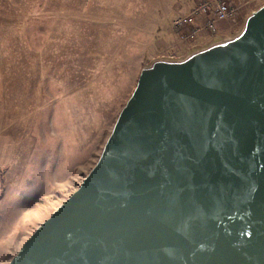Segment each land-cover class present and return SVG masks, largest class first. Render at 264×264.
<instances>
[{
	"label": "water",
	"instance_id": "1",
	"mask_svg": "<svg viewBox=\"0 0 264 264\" xmlns=\"http://www.w3.org/2000/svg\"><path fill=\"white\" fill-rule=\"evenodd\" d=\"M263 24L264 6L143 74L96 164L8 264H264V58L244 65Z\"/></svg>",
	"mask_w": 264,
	"mask_h": 264
},
{
	"label": "rangeland",
	"instance_id": "2",
	"mask_svg": "<svg viewBox=\"0 0 264 264\" xmlns=\"http://www.w3.org/2000/svg\"><path fill=\"white\" fill-rule=\"evenodd\" d=\"M198 1L0 0V264L78 189L143 74L235 37L264 6L218 0L233 12L216 31L231 35L181 41L174 22ZM263 43L264 24L244 65Z\"/></svg>",
	"mask_w": 264,
	"mask_h": 264
},
{
	"label": "built area",
	"instance_id": "3",
	"mask_svg": "<svg viewBox=\"0 0 264 264\" xmlns=\"http://www.w3.org/2000/svg\"><path fill=\"white\" fill-rule=\"evenodd\" d=\"M212 3L215 4V9H213L211 17H209V5ZM229 7L218 0H210L209 2L198 1L190 15L181 16L174 22L175 32L181 41L193 39L199 30L198 19L203 17L201 20L203 29L210 35H214L216 34L217 20H226L231 16L233 11L228 9Z\"/></svg>",
	"mask_w": 264,
	"mask_h": 264
},
{
	"label": "crops",
	"instance_id": "4",
	"mask_svg": "<svg viewBox=\"0 0 264 264\" xmlns=\"http://www.w3.org/2000/svg\"><path fill=\"white\" fill-rule=\"evenodd\" d=\"M228 4L231 5L230 7L233 6L235 10L236 9L238 10L237 6L241 7V5H243V4L239 5V1L238 0H228ZM231 19H233V18H231ZM238 22H240V21H238ZM197 25H198L199 30L197 32V37H196L195 42L196 41L198 42L199 40H202V38L204 39L205 37H206V39H208L207 34L205 33V30H203L201 20L199 21V23ZM230 35L231 34H229L227 31H224L221 27H218L217 31H216V36H213L212 38L218 37V39H223V38H228Z\"/></svg>",
	"mask_w": 264,
	"mask_h": 264
},
{
	"label": "bare ground",
	"instance_id": "5",
	"mask_svg": "<svg viewBox=\"0 0 264 264\" xmlns=\"http://www.w3.org/2000/svg\"><path fill=\"white\" fill-rule=\"evenodd\" d=\"M172 226L174 227L175 230H178L179 228H181V225L177 223L172 224Z\"/></svg>",
	"mask_w": 264,
	"mask_h": 264
}]
</instances>
